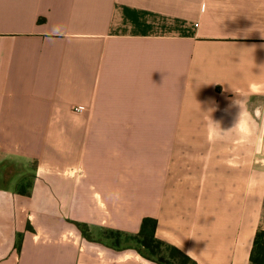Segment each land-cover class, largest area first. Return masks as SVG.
<instances>
[{
  "label": "crops",
  "instance_id": "crops-1",
  "mask_svg": "<svg viewBox=\"0 0 264 264\" xmlns=\"http://www.w3.org/2000/svg\"><path fill=\"white\" fill-rule=\"evenodd\" d=\"M145 217L253 264L264 0H0V264H160L95 237Z\"/></svg>",
  "mask_w": 264,
  "mask_h": 264
},
{
  "label": "trees",
  "instance_id": "trees-1",
  "mask_svg": "<svg viewBox=\"0 0 264 264\" xmlns=\"http://www.w3.org/2000/svg\"><path fill=\"white\" fill-rule=\"evenodd\" d=\"M77 225L79 226L80 230L85 236L92 238L88 231L87 224L77 222ZM156 228H157V220L152 217H145L142 221L141 229L138 234L125 235V236L132 238V239H137V241H139L143 246L147 247L153 252L155 249H158V247H160L162 244H167L163 240L156 237ZM107 232H110L116 235H123L120 231L107 230ZM112 245L120 246L121 243L119 241H115V243H112ZM169 246L172 247L174 250L180 252L183 258L190 259L189 256H187L180 249L173 247L171 245ZM137 250L140 253H142L141 250L139 249ZM250 259L253 264H264V230L258 231L255 236L254 246L251 252Z\"/></svg>",
  "mask_w": 264,
  "mask_h": 264
},
{
  "label": "rangeland",
  "instance_id": "rangeland-1",
  "mask_svg": "<svg viewBox=\"0 0 264 264\" xmlns=\"http://www.w3.org/2000/svg\"><path fill=\"white\" fill-rule=\"evenodd\" d=\"M36 164L32 163L31 168L34 169ZM109 238V243H115V241H119L122 246L134 247L142 251L143 255L152 259L160 264H194L191 259L183 258L182 254L167 244H162L158 249H155L153 252L147 247L143 246L137 239H132L124 235H116L110 232H104L100 235H95L96 238Z\"/></svg>",
  "mask_w": 264,
  "mask_h": 264
},
{
  "label": "clouds",
  "instance_id": "clouds-1",
  "mask_svg": "<svg viewBox=\"0 0 264 264\" xmlns=\"http://www.w3.org/2000/svg\"><path fill=\"white\" fill-rule=\"evenodd\" d=\"M206 9V4L202 3V10H205ZM252 87L254 88L255 85H252ZM233 90V89H232ZM234 92H236L237 94L241 95V96H245V94L240 91V90H233ZM210 104H214V101H209ZM237 103H239V101H237ZM243 123V121L241 120L240 121V124ZM188 254V253H187Z\"/></svg>",
  "mask_w": 264,
  "mask_h": 264
},
{
  "label": "built area",
  "instance_id": "built-area-1",
  "mask_svg": "<svg viewBox=\"0 0 264 264\" xmlns=\"http://www.w3.org/2000/svg\"><path fill=\"white\" fill-rule=\"evenodd\" d=\"M83 107L79 106L76 108L77 111H82Z\"/></svg>",
  "mask_w": 264,
  "mask_h": 264
}]
</instances>
